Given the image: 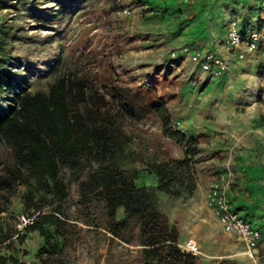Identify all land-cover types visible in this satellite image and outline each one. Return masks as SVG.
Returning <instances> with one entry per match:
<instances>
[{"label": "rangeland", "instance_id": "1", "mask_svg": "<svg viewBox=\"0 0 264 264\" xmlns=\"http://www.w3.org/2000/svg\"><path fill=\"white\" fill-rule=\"evenodd\" d=\"M125 8L131 13L126 14ZM146 13L149 10L143 0H0V55L3 50L5 58L1 69L8 72L0 79V112L14 103L15 92L22 88L32 93L45 91L68 71L95 78L108 92L109 100L111 85H115L130 93L159 98L167 106L173 92L186 88L182 78L188 71L171 56L164 57L160 64L149 61L153 56L146 49L154 36L146 28L154 26L156 20ZM174 53L177 57L184 54L182 48ZM254 73L256 82L239 85L244 97L237 99L235 107L237 111L257 110L264 121V62ZM125 116L122 125L127 141L119 168L136 185L155 189V175L147 166L183 157L184 144L163 135L161 121L151 109ZM171 126L189 139L172 114ZM202 160L195 157L196 170ZM11 161V149L0 145V173ZM98 166L94 160L82 158L73 168L62 167L59 179L65 187L63 197L36 185H19L11 195L0 189V208H4L0 211V253L14 255L26 264H41L37 259L40 248L52 252L48 255L51 264H156L142 261L135 221L124 231L128 241L108 231L105 200L92 177ZM155 195L156 207L167 216L169 225L177 228L176 223L186 220L182 212L188 207V197L175 198L158 191ZM40 211H55L65 220L64 236L47 239L38 230L16 232L21 215ZM123 215V207H117L116 219ZM202 232L200 235H204ZM18 235H24L22 242ZM210 237L200 241L195 264H264V246L259 244L251 257L244 253L242 243L222 229ZM183 243L178 240V246Z\"/></svg>", "mask_w": 264, "mask_h": 264}, {"label": "trees", "instance_id": "2", "mask_svg": "<svg viewBox=\"0 0 264 264\" xmlns=\"http://www.w3.org/2000/svg\"><path fill=\"white\" fill-rule=\"evenodd\" d=\"M1 51L0 79L8 75L1 69L5 64ZM111 89L109 100L108 92L102 90L95 78L68 71L55 78L45 91L32 93L22 88L15 92L14 103L0 112V145L12 151L11 163L0 173V189L11 195L19 185L29 188L36 185L63 197L61 168H73L82 158L92 159L99 164L92 177L105 200L108 231L128 241L124 231L135 221L144 263L195 264V255L178 246V229L169 225L167 216L157 209L155 191L175 198L194 193L198 141L187 139L171 126V113L163 100L130 93L115 85ZM146 109L158 115L164 136L184 144L183 157L147 166L156 177L155 189L136 185L118 165L127 141L123 119L126 113L137 115ZM119 206L123 207L124 215L116 219ZM39 208L36 206V211ZM65 225L57 212L40 211L23 230H38L47 239L57 238L64 236ZM23 240L24 235H18V241ZM50 254L47 248H40L37 259L41 264H51ZM9 262L26 264L14 255L0 253V264Z\"/></svg>", "mask_w": 264, "mask_h": 264}, {"label": "crops", "instance_id": "3", "mask_svg": "<svg viewBox=\"0 0 264 264\" xmlns=\"http://www.w3.org/2000/svg\"><path fill=\"white\" fill-rule=\"evenodd\" d=\"M143 2L149 10L146 15L156 20L154 26L146 28L154 36L147 44L146 50L153 56L149 61L160 64L175 49L188 47V52L170 57L188 72L186 78H182L186 88L173 92L167 107L188 138L198 141L197 158L203 160L197 165L196 189L187 198L188 207L182 212L186 220L176 223L179 240L194 239L200 246L203 237L221 230L208 205L207 195L210 182L225 174L228 168L231 173L228 194L232 204L261 229L258 245L264 246V121L260 120L257 110L237 111L235 107L237 99L244 97L241 90L238 91L239 85L258 80L254 71L264 62V56L255 53L238 58L237 51L230 50L225 42L231 22L236 21L238 29L245 31L258 21L259 0ZM194 50H212L225 56L226 71L214 77L198 69L189 58ZM201 231H205L204 235H200Z\"/></svg>", "mask_w": 264, "mask_h": 264}, {"label": "built area", "instance_id": "4", "mask_svg": "<svg viewBox=\"0 0 264 264\" xmlns=\"http://www.w3.org/2000/svg\"><path fill=\"white\" fill-rule=\"evenodd\" d=\"M258 8V21L247 30L238 29L236 21L231 22L229 25L225 42L230 50L237 51L238 58H243L248 54L254 55L255 53L264 56V0H259ZM131 11L130 8L124 9L126 14L131 13ZM182 51L183 53L188 52V47L183 46ZM174 55L175 53L172 51L171 56ZM189 58L194 66L202 71L209 72L214 77H219L227 69L225 56L212 50H194L190 53ZM230 183L231 173L226 168L225 174L210 182L207 202L212 208L222 231L240 241L246 247L247 254L252 257L262 238V232L258 226L243 217L233 206L228 194ZM36 214L38 213L21 215L16 224V232L23 230L26 225L32 223ZM179 246L181 250L192 254L199 251V245L194 239H187Z\"/></svg>", "mask_w": 264, "mask_h": 264}, {"label": "bare ground", "instance_id": "5", "mask_svg": "<svg viewBox=\"0 0 264 264\" xmlns=\"http://www.w3.org/2000/svg\"><path fill=\"white\" fill-rule=\"evenodd\" d=\"M245 253H247V252H245Z\"/></svg>", "mask_w": 264, "mask_h": 264}]
</instances>
